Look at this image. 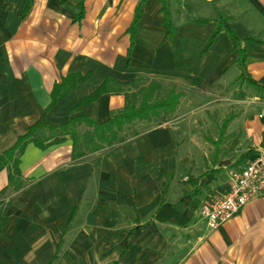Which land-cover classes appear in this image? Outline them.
Instances as JSON below:
<instances>
[{"label": "crops", "instance_id": "crops-1", "mask_svg": "<svg viewBox=\"0 0 264 264\" xmlns=\"http://www.w3.org/2000/svg\"><path fill=\"white\" fill-rule=\"evenodd\" d=\"M140 1L85 0L75 21L79 0H30L24 13L26 0H0V156L45 115L67 75L91 74L46 113L52 124L120 115L125 95L114 90L136 75L184 94L171 120L192 91L205 100L209 88L233 87L241 69L230 36L220 32L202 55L222 16L246 51L249 90L231 100L206 173L187 189L188 165L163 125L78 161L70 136L42 149L34 140L49 132H37L19 155L22 186L10 185L11 162L0 171V264H264V196L215 230L199 214L228 190L243 154L264 151V0H166L174 34L163 0H146L128 61ZM109 77L111 92L71 113Z\"/></svg>", "mask_w": 264, "mask_h": 264}, {"label": "trees", "instance_id": "trees-1", "mask_svg": "<svg viewBox=\"0 0 264 264\" xmlns=\"http://www.w3.org/2000/svg\"><path fill=\"white\" fill-rule=\"evenodd\" d=\"M145 1L146 0H141L136 7L132 24L128 28V33L131 37V44L127 54L128 61H130V52L135 43V35L140 25ZM84 2L85 0H79V12L74 17L75 21H81L84 16ZM29 4L30 0H26L23 13L29 9ZM162 10L165 14L168 33L174 34L175 30L169 17V4L166 0H163ZM218 20V27L211 34L204 50L202 51V55L210 49L220 32L225 31L230 36L233 50L237 54L236 62L241 69L240 80L245 81V79H248L245 63L247 55L245 49L241 45L242 41L228 24L227 18L219 16ZM90 76V73L84 76L71 74L63 77L60 82L55 83L51 91V102L46 107L45 115L29 128L26 135L18 139V142L14 147L5 151L0 156V171L8 163H12V179L10 183L12 187L19 189L22 186L19 155L24 152L27 143L34 140L33 137L37 132H43L44 130L49 132L48 135L44 134L42 138L34 140L42 149L63 143L66 140V136H70L72 140V157L74 161H78L88 153L97 152L106 147H111L117 143L126 141V134L123 135V133L126 130H129L137 122H148L151 124L154 122L162 123L167 121L175 113L180 98L184 95L182 92H178L174 86L171 88H165L159 81L146 82L143 76L136 75L133 77L129 89H124L117 83L118 87L114 90L115 92H124L125 95V106L120 115L102 123L96 122L95 120L80 114L70 117L65 123H50L46 118V113L54 108L56 104H58L80 83L86 81ZM109 79L110 82L114 80L109 77L94 93L80 100L79 103L71 109V113L81 111L84 105L94 103L102 94L111 92L112 90L109 86ZM261 87H264V85ZM229 122V118L223 120L220 128L221 140ZM81 128H85V130L82 131ZM139 135V132H134L130 137H137ZM208 141L211 143L214 142L215 144L219 143V140L215 142L212 138H208ZM253 153V151H249L243 154L241 159L245 160Z\"/></svg>", "mask_w": 264, "mask_h": 264}, {"label": "rangeland", "instance_id": "rangeland-1", "mask_svg": "<svg viewBox=\"0 0 264 264\" xmlns=\"http://www.w3.org/2000/svg\"><path fill=\"white\" fill-rule=\"evenodd\" d=\"M240 83L243 82L235 81L234 86L226 90L224 88H209L208 91H204L206 101L194 97L192 91L190 94L192 99L189 104L184 105L178 119L171 120L169 118L165 122L151 124L137 122L127 130L125 138L130 137L134 132H139V134L146 132L153 126L169 127L174 141L180 148L178 160L183 159L184 163L188 165L185 177H188L187 189L189 190L193 187L194 181L206 173L210 165L209 161L213 158L214 148L207 139L212 138L214 141V138L219 134L223 120L234 111V108L232 109L234 106L230 104L231 100L239 99L248 89L243 85L244 83L243 86H239ZM234 90H236V96L233 95ZM203 144L209 148H204ZM216 145L218 144L216 143Z\"/></svg>", "mask_w": 264, "mask_h": 264}, {"label": "built area", "instance_id": "built-area-1", "mask_svg": "<svg viewBox=\"0 0 264 264\" xmlns=\"http://www.w3.org/2000/svg\"><path fill=\"white\" fill-rule=\"evenodd\" d=\"M228 187L200 206L199 214L211 230L233 219L253 199L264 196V151L252 154L240 169L232 170Z\"/></svg>", "mask_w": 264, "mask_h": 264}]
</instances>
